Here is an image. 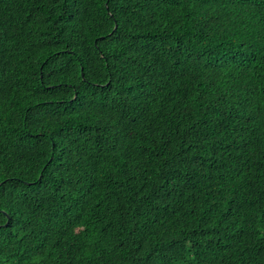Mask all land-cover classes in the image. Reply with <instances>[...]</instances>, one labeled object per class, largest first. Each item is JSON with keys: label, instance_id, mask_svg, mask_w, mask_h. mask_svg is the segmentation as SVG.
I'll return each mask as SVG.
<instances>
[{"label": "trees", "instance_id": "16d2710c", "mask_svg": "<svg viewBox=\"0 0 264 264\" xmlns=\"http://www.w3.org/2000/svg\"><path fill=\"white\" fill-rule=\"evenodd\" d=\"M0 264H264V0H0Z\"/></svg>", "mask_w": 264, "mask_h": 264}]
</instances>
